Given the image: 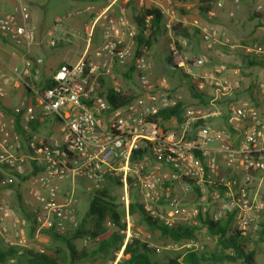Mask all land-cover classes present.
<instances>
[{
  "label": "built area",
  "instance_id": "obj_1",
  "mask_svg": "<svg viewBox=\"0 0 264 264\" xmlns=\"http://www.w3.org/2000/svg\"><path fill=\"white\" fill-rule=\"evenodd\" d=\"M4 1L13 5L10 10H0V36L18 48L13 55L18 56L22 49L24 58L12 74L5 72L0 62V102L18 87L29 97L11 113L0 104V185L27 176L22 206L32 215L36 238L47 232L62 236L76 233L81 221L78 206L82 189L76 185L78 180H83L88 195L109 183L121 191V248L111 262L95 264H119L127 245L141 237L131 213L133 190L145 211L168 226H201L202 219H210L223 220L230 232L241 235L258 229L264 214V112L249 101H233L225 110L219 101L234 97L241 88L240 80L228 74L226 64L195 72L193 67L203 66L207 56H200L193 66L189 56L179 50V44L188 46V39L173 37L170 48L181 56L178 66L190 75L197 91L211 97L207 104L185 105L182 119L172 118L167 125L159 114L175 106L178 98L171 93L165 77H154L148 47L137 51L136 22L125 11L117 15L111 12L117 0H109L107 8L83 29L68 26L66 21L91 11L93 6L69 10L56 18L47 32L50 47L82 36L90 47L100 25L103 38L93 55L86 53L75 63L62 64L46 82L42 77L44 59L29 56L37 42L29 0H0V7ZM231 1L238 8L250 0ZM224 3L215 1L219 8ZM157 5L169 32L180 23L196 28L207 50L216 45L230 50L241 48L245 54L264 60L261 43L236 44L199 15H180L174 0ZM146 7V0H138L139 10ZM256 10L261 11L262 6L257 5ZM150 25V16H144V33ZM116 65H131V78L139 87L130 102L117 107L100 92L105 87L100 82L103 78L110 89L123 93L124 83ZM258 89L264 96V82ZM223 116L225 123L216 127L215 120ZM36 124H43L47 131L35 128ZM67 180L73 185L63 187ZM106 226L117 227L112 220H107ZM28 227V218L21 211L0 201V236L7 247L17 251V256L9 259L11 264L24 254ZM93 241L90 234L82 237L85 245ZM178 246L185 250L202 247L194 239L170 247Z\"/></svg>",
  "mask_w": 264,
  "mask_h": 264
},
{
  "label": "trees",
  "instance_id": "obj_2",
  "mask_svg": "<svg viewBox=\"0 0 264 264\" xmlns=\"http://www.w3.org/2000/svg\"><path fill=\"white\" fill-rule=\"evenodd\" d=\"M186 1L187 0H174L180 15L187 14V10L180 5ZM213 1L214 0H201L202 3L199 5V16L203 18V20L214 25V23L210 21L211 19L206 16L207 11L214 3ZM208 3H211V5L208 6ZM255 12V14L259 13L257 11ZM144 16H150L151 19V25L147 33H144L147 29L146 27L144 29ZM133 20L139 27V34L136 38L138 42L137 51L139 52L142 46H147L149 51L153 52L152 49L154 47L158 45L162 46L161 42L165 43L167 45V62L169 65L180 70L183 76L191 81L189 88L192 103L207 104L211 96L207 93L196 90L195 82L192 80L190 75L186 74V72L178 66V63L181 60L180 54H174L170 48V44L173 42V37H186L189 41L188 46L186 48H182L179 44V50L182 54H190L188 55L189 63L193 65V62L200 57L199 54L206 55L203 54L204 50L203 47H201L202 39L199 31L196 28L183 26L180 23H177L173 25L172 31L169 32V30L165 28L164 16L162 15L158 5L147 6L142 10H138V13L135 15ZM151 55L152 53H150V56ZM243 61L247 66L259 65L264 67V60L248 54L243 56ZM209 64L210 62L207 58L206 63L203 66H195L193 67V70L197 72V68H202L204 66H208ZM212 68L213 65L211 66V69ZM124 73L132 77L133 67L130 65L128 71H125ZM100 82L105 84V87H102L103 90L100 91L101 94L105 95L109 102L115 107L123 106L135 97L134 88L132 86L124 89L123 93H120L110 89L106 83V79L101 78ZM41 85L44 86V84ZM228 99H223L219 102L224 104V100ZM233 101L237 100L234 98L226 101V107H228L229 103ZM187 104V102L178 99L175 106L161 110L159 115L162 120L166 122L172 118L181 120L182 113L184 112V106ZM19 128L18 124V129ZM26 178L27 176L22 177V179ZM19 185L20 184L15 182L9 184L8 186L13 188L16 192L17 204L19 207L15 208L21 211L23 215L28 218V237L34 238L36 227L34 225L32 215H30V213H28L22 206V192ZM131 213L133 215H138L140 220L144 222L148 228L151 230H159L163 236L174 242H186L197 237V231L200 225L181 223L173 226L165 225L160 220L152 217L145 211L142 202L140 201L139 194H135L134 192L132 194ZM122 218V206L118 202L117 197L112 195L109 187L107 186L100 190H96L90 194L88 211L83 218L80 219V225L76 233L70 236H62L54 232H47L50 233V237L53 240L64 242L66 250L61 249L59 246L53 247L51 250H39L36 248L26 247L24 248V254L19 257L25 258L23 260L30 264H93L97 261L107 262L109 259L113 260L115 259L116 252L121 248L123 242V235L120 233L121 227L124 226ZM107 220L114 221L117 227L113 228L106 236H103L107 229ZM88 221L92 222L91 228H88L87 226ZM258 224L261 226V228L258 229L259 236L263 237L264 217L258 222ZM202 226H206L208 232L217 238V241L221 246L220 250L207 252L196 249H188L174 254H167L163 259H160L155 258L157 252L154 248L140 239H135L127 245L125 249V257L121 259L119 264H213L219 262L221 264L229 262L237 264H258L255 260L256 251L252 247V232L247 235L230 232L227 223L223 220L214 221L210 219H202ZM86 234H90L94 238L93 243H95V246L91 250L84 249L75 242L77 239H81ZM97 237L101 238L96 240ZM13 256H17L15 248H9L5 245V250L0 251V261L4 264H11L9 259ZM23 260L19 259L20 262Z\"/></svg>",
  "mask_w": 264,
  "mask_h": 264
},
{
  "label": "crops",
  "instance_id": "obj_3",
  "mask_svg": "<svg viewBox=\"0 0 264 264\" xmlns=\"http://www.w3.org/2000/svg\"><path fill=\"white\" fill-rule=\"evenodd\" d=\"M159 1L163 2L164 0H146V6L157 5ZM215 1L216 0L213 1L214 3L212 4V7H210V9L207 11L206 16L211 19L210 21H212L222 33L226 34V36L236 44H251L258 42L264 46V0L244 1L238 8L234 6L231 0H225L224 6L220 8L216 6ZM252 1L260 2L258 5L262 6V10L257 11V7L255 9H251L250 4ZM201 3V0H187L180 5L187 10V14L185 16L187 18H191L192 16L199 15V5ZM108 4L109 0H29L31 18L34 24L37 26V42L32 46L29 56L42 57L44 59L42 64V77L44 82L49 80V78L62 64L75 63L81 57L85 56L86 53L88 55H93L94 50L102 43L103 38V28L102 25H100L97 27L90 47L87 40L83 36L74 39L72 42H61L57 46L50 47L46 43L47 32L54 24L56 18L69 10H74L88 5L93 6L91 11L74 16L66 21L68 26L77 29H83L94 16L107 8ZM208 4V6L211 5V3ZM12 5V1H4L1 3L0 10H10ZM138 10V0H117L113 5L111 12L117 15L122 11H125L127 16L133 20L135 15L138 13ZM211 11H214L215 14L210 15ZM255 11L259 13L255 14ZM231 13H233V15H231ZM248 20L250 21L249 26H247L246 23ZM201 47H203V54H206L210 64L202 68H197V72L204 73L211 70L212 65L214 68L219 64H226L228 66V74L231 76V78L239 79L241 82V88L234 95V97H224L223 99L229 98L228 100H232L235 98L237 102L249 101L260 111L264 112V96L258 89V84L260 82H264V67L259 65H245L243 61V56L245 53L241 48L236 50H228V48L225 46L216 45L210 50H207L205 49L203 43ZM16 49L18 48L14 44L8 40H4L0 36V62L3 69L8 74H12L13 68L15 66L21 65L24 58V53L20 48L19 55H13L12 52ZM188 55L190 54L188 53ZM199 55L201 56L202 54ZM115 67L117 74L122 75L125 80L131 78L130 75L126 74L127 72L124 73L126 71L125 68H129L130 65L126 67L116 65ZM123 83L125 84L126 82ZM168 83L171 87L177 86L175 84L171 85L173 83H170L169 81ZM25 97L28 98L29 93H26L22 87H18L11 90L8 96L1 100L0 104L2 108H4L8 113H11L13 108L17 106ZM228 100H224V104L222 103L225 110L227 108L226 101ZM225 120L226 118L224 116L216 119V127H221L225 123ZM173 121L174 120H171L170 122ZM36 128L43 132L47 131V128L44 127L43 124H36ZM24 192L22 193V196ZM11 193L12 196L9 198V200H16V192L13 191ZM260 228L261 226L259 225L258 229ZM258 229L255 230V233L257 234H259ZM43 238L48 240L50 243L53 242V239L50 237V233H44L41 239ZM80 241H82V238L79 239V242ZM259 244L264 246V239ZM0 245H4L1 236ZM256 255L258 254H255V260ZM19 259L23 260L25 258L18 257L16 263H18ZM0 264L4 263L0 261ZM18 264L30 263L23 260L21 262L19 261Z\"/></svg>",
  "mask_w": 264,
  "mask_h": 264
},
{
  "label": "rangeland",
  "instance_id": "obj_4",
  "mask_svg": "<svg viewBox=\"0 0 264 264\" xmlns=\"http://www.w3.org/2000/svg\"><path fill=\"white\" fill-rule=\"evenodd\" d=\"M258 3H260V2L252 1L250 4V8L255 9L257 7ZM249 20L246 22L247 26L250 25ZM161 43H162V46L158 45L152 49L154 54H152L150 56L151 62H152L153 67H154L153 68L154 77L155 78L165 77L170 83H173L171 85H174V84L177 85L176 87L170 88L171 93L175 97H177L178 99H181V100L187 102L188 106L194 104V103H192V97H191L190 88H189L191 85V81L189 79H186L180 70L169 65V63L167 62V45L163 42H161ZM150 53H152V52H150ZM120 77H121V80L123 82H126L124 84V88L127 89L128 87L132 86L134 88L133 90H134V94L136 96V94H138V89H139L137 80L134 77L130 78L128 80H125L122 75H120ZM179 83H182V84H179ZM166 124L168 125V122ZM171 125H173V124H171ZM25 181H26V179H22V178H19L18 180L15 181L18 184H20L19 187H20V190L22 193L26 189V182ZM71 185H73L72 180H67L63 183V187H65V186L67 187V186H71ZM76 185L78 188L82 189L81 191H79L80 201H79V206H78V209H79L78 215H79V218L82 219L83 216L88 211L90 195L85 193L83 180L76 181ZM108 187H109L111 193L114 196H116L118 199V196L120 195V192H121L120 187L115 186V184H112V183H109ZM13 191L14 190L12 188H10L8 185H4V186L0 185V201H4V202L10 204L11 206L18 208L19 206L17 204V198L14 201L9 200V198L12 196L11 192H13ZM133 192L135 194L137 193L135 190H133ZM133 192H132V194H133ZM14 196H15V194H14ZM118 202H119V199H118ZM133 219H134L135 227L142 231L141 237L139 239L146 242L147 244H151L153 246H157V247L161 248V251H159V252L156 251L157 254L155 255V258L163 259L167 254H174V253L181 252V251L185 250V248H181L180 246L170 247L175 242L170 240L169 238L163 236L159 230H151L150 228H148L146 226V224L140 220L138 215H134ZM87 226H88V228H91L92 222L88 221ZM106 228H107L106 232L104 233L103 236H106L112 230L111 228H108L107 226H106ZM252 238H253L252 247L255 249L256 254H258V255H256V262L258 264H261V263L264 264V246L262 244H259L260 242H262L264 237L259 236V234L255 233V231H252ZM194 241L196 243H198L200 246H202L199 249L202 251L211 252V251H218L221 249V246L219 245L217 238L208 232V229L206 226H202V225L199 226L198 231H197V237L194 239ZM81 242L82 241L79 242V239L76 240V244H79L80 247H82L84 249L91 250L95 246V243H93V242L89 245H85ZM178 243L180 245L182 242L181 243L178 242ZM4 245H0V251L5 250ZM58 246L61 249L66 250V245L64 242H56L53 240V242L50 243L48 240H46L44 238L38 239L36 237H34V238L28 237V243H27L28 248H36L39 250H44V249L51 250L53 247H58ZM124 257L125 256H123V258ZM111 261L112 260L109 259L107 262H111ZM95 263H93V264H95ZM15 264H18V263H15ZM80 264H92V263H80ZM213 264H221V263L219 262V263H213ZM228 264H237V263L229 262Z\"/></svg>",
  "mask_w": 264,
  "mask_h": 264
}]
</instances>
